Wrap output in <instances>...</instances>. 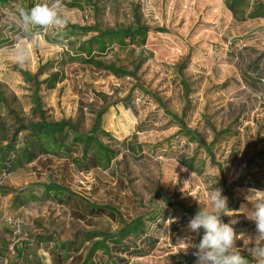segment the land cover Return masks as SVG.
Returning <instances> with one entry per match:
<instances>
[{
  "label": "rangeland",
  "instance_id": "obj_1",
  "mask_svg": "<svg viewBox=\"0 0 264 264\" xmlns=\"http://www.w3.org/2000/svg\"><path fill=\"white\" fill-rule=\"evenodd\" d=\"M226 1L63 0L66 29L42 33L38 46L28 42L26 68L11 54L21 34L0 14V147L20 144L25 129L16 130L40 118L68 121L87 133L104 110L99 127L114 139L97 137L119 151L108 168L78 172L50 156L0 175V264H27L25 257L52 264L48 246L76 239L71 248L80 252L90 245L84 239L90 232L113 233L137 216L157 242L130 263L182 264L181 254L190 256L185 264H195L194 249L185 253L182 242L191 236L198 243L203 234L187 229L193 216L185 210H198L193 197L207 206V193L220 187L229 208L238 210L248 188L264 190V16L251 14L264 0H241L235 13ZM42 2L4 0L0 9ZM136 22L149 28L143 44L100 49L93 41L90 54L81 50L93 28ZM70 25L86 30L67 32ZM49 179L79 198L110 205L114 218L78 221L50 200L40 201L41 183ZM222 219L237 220L238 234L255 232L243 214Z\"/></svg>",
  "mask_w": 264,
  "mask_h": 264
},
{
  "label": "trees",
  "instance_id": "obj_2",
  "mask_svg": "<svg viewBox=\"0 0 264 264\" xmlns=\"http://www.w3.org/2000/svg\"><path fill=\"white\" fill-rule=\"evenodd\" d=\"M240 1L227 0L225 4L232 13H235L236 6ZM251 14L253 16H264V4L255 6ZM74 29L86 30L70 25L66 31L72 33ZM148 30V27L138 22L127 27H116L113 29L95 27L93 28L95 34L81 45V50L90 54L93 41L100 49L105 44H118L120 46L127 44L141 45L145 42ZM156 30L162 31L160 29ZM257 60L252 62V67L258 75L260 72ZM240 75L244 84L247 85L246 73L241 72ZM124 107L129 108L127 105H124ZM103 113L104 110L97 111L91 129L89 132L82 134L77 133L75 127L68 121L48 122L44 118H40V121L34 124L18 128L15 135L25 129L22 142L0 147V175L8 174L16 164L32 163L39 161L41 157L47 160L50 156L65 159L62 162L64 167H72L78 172H88L96 168H108L111 159L119 151L114 150L97 137V134H101L110 139V141L114 139V136L104 132L99 127ZM141 127L140 125L137 126L138 129H141ZM193 134V131H186V135L191 140L196 139L192 136ZM41 185L43 190L39 195V200H50L62 207L75 220L89 221L103 216L114 218L116 214L117 210L110 205H98L79 198L66 185L56 182L54 179L45 180ZM15 196L19 195L16 194ZM185 211H188L192 216L197 212V210L191 208ZM154 214L156 215V213ZM155 218L156 216L153 215L152 222ZM224 222L226 223L225 220ZM121 223L119 228L113 233L94 231L87 234L84 239L90 245L80 252H78V248H71L75 244L76 239H73L71 243L62 242L48 246L46 250L51 263L65 264L69 259L71 264H134L130 263L129 259L133 256L145 255L153 248L157 238L149 234V225H145L143 216L128 218L126 222L122 221ZM146 244L148 247L145 246ZM244 254L247 255L246 253ZM176 256L185 258L182 264L190 261L189 255L176 254ZM249 259L251 264H255L251 257ZM23 261L27 264H35V262L39 264L33 257H25Z\"/></svg>",
  "mask_w": 264,
  "mask_h": 264
},
{
  "label": "clouds",
  "instance_id": "obj_3",
  "mask_svg": "<svg viewBox=\"0 0 264 264\" xmlns=\"http://www.w3.org/2000/svg\"><path fill=\"white\" fill-rule=\"evenodd\" d=\"M0 14L3 22L15 25L21 34L11 54L14 62L24 68L31 60L28 42L38 46L37 37L42 33L62 34L69 22L63 0H43L30 9L19 7L14 12L0 9ZM193 198L198 203V210L190 219L187 229L196 235H201L203 230V234L198 243H194L191 236L185 237L182 242L187 245L183 250L185 253L190 248L194 249L192 255L196 257L195 264H251L249 257L255 264H264V190L248 188L244 195L246 203L238 210L229 208L228 197L223 195L220 187L214 186L207 193V206L201 207L200 200ZM241 214L255 224L253 234H238L233 227L237 220L231 219L225 223L222 219L224 216ZM169 221L164 223L169 226ZM238 240L243 241V247L237 246Z\"/></svg>",
  "mask_w": 264,
  "mask_h": 264
}]
</instances>
